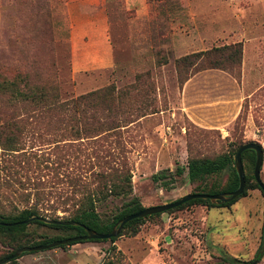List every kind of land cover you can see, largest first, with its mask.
Returning a JSON list of instances; mask_svg holds the SVG:
<instances>
[{"label": "rangeland", "instance_id": "rangeland-1", "mask_svg": "<svg viewBox=\"0 0 264 264\" xmlns=\"http://www.w3.org/2000/svg\"><path fill=\"white\" fill-rule=\"evenodd\" d=\"M103 7L113 65L72 76L73 39L80 44L89 25L83 14L100 18ZM236 42L242 45L237 69L209 68V60L218 59L215 54L191 66L176 64L187 54ZM197 73L201 84L186 94L185 83ZM18 75L45 89L49 98L43 105L56 94L59 101L97 89L111 94L82 103L81 125L74 110L45 113L42 104L9 103L0 94V108L13 112L21 135L20 150L0 148L1 213L33 207L67 217L85 194L122 175L130 176L131 192L97 201L102 218L118 212L131 197L144 207L163 205L196 191L198 183L187 177L189 159L213 158L247 142L264 150V0H0V80ZM220 97L227 102L216 101L214 108L232 100L239 106L231 120L219 123L215 118L213 127H201L184 111L185 103L200 105ZM75 128L84 130L82 137L100 134L77 139L71 131ZM244 163V172L250 173ZM177 167L184 168L182 175H174ZM162 171L173 178L167 187L163 184L169 177L152 179ZM226 178L224 174L220 181ZM260 178L264 183V155ZM263 214L264 195L248 189L227 206L192 204L147 217L137 234H121L113 243L55 247L64 250L60 257L49 255L54 248L43 249L17 262L231 264L236 259V264H246L256 260ZM26 230L37 240L61 229L33 223ZM11 250L0 240V256ZM33 254L44 259L29 260ZM256 264H264V254Z\"/></svg>", "mask_w": 264, "mask_h": 264}, {"label": "trees", "instance_id": "trees-1", "mask_svg": "<svg viewBox=\"0 0 264 264\" xmlns=\"http://www.w3.org/2000/svg\"><path fill=\"white\" fill-rule=\"evenodd\" d=\"M215 54L218 56V59L209 60V68L212 69H222L226 71V69H237L241 64V57H242V45L240 42L224 45L222 47H217L210 50L205 51H198L191 54H187L176 59V64L178 66H191L194 65L197 61L201 60H208L210 55ZM161 63H167V59L161 61ZM24 83L23 86L20 84ZM45 89L37 86H31L28 84L22 76H17L13 79H6L0 80V94L7 95L9 99V103L12 102H19V101H27L30 103L35 104H42L44 101L49 98L44 91ZM106 90V89H105ZM93 90L86 94H82L77 96L76 98L67 99L65 101H59V95L56 96L52 95L53 102L51 104H44L43 106L46 107L47 111L45 113H50L51 111H65L63 114H67L66 112L69 110H74L75 112V121L78 122L79 125L82 124L84 121V110L81 109L82 103L85 102L90 97H98L100 94H107L108 96L111 94L110 90ZM109 93V94H108ZM82 114V115H81ZM13 116V112L9 110H2L0 108V148L9 152H14L20 150V146L17 144L20 137L18 132V127L15 123ZM69 120H74L70 118ZM113 128V127H112ZM74 133L78 136L77 139H83L88 137L98 136L100 132L93 134L92 136H84V130L75 128ZM99 131V129H98ZM103 131V130H102ZM88 133V131H85ZM242 145V144H241ZM240 146V145H239ZM231 149L229 152H225L219 154L216 157L208 158H191L187 162L186 172L188 180L191 183H198L196 185V191L193 193H202V194H218L222 192H229L236 190L239 185L238 174L234 167V154L237 148ZM264 151V150H263ZM250 154V155H249ZM242 162L243 167L246 168V164L244 163L247 160L248 164L250 165V173L245 172V188L244 192L232 202L222 204L219 202L213 203L209 199H193L187 201L180 206L168 210V212H172L174 210L182 209L192 204H201L206 205L208 207L213 206H227L234 203L237 199L242 196L246 195V191L248 189H259L261 193L264 195V192L259 188L257 182L255 181L253 175V168L255 163V152L253 150H245L242 155ZM184 172V168L177 167L174 175H182ZM226 174L227 178L222 183L220 178L222 175ZM163 185L166 187L172 183V177L166 176V172L162 171L156 174H153L152 179L154 181H158L161 179H167ZM174 177V176H173ZM214 178L212 182L209 184V179ZM119 180L120 182H117ZM116 181L113 180H106L102 188L95 189L96 191L89 192L85 194L80 200H78L75 209L69 214L67 217L60 218L58 216H49L43 214L39 208H22V209H15L14 212L11 213H1L0 212V223H10L12 225H1L0 224V240L3 244H7L11 246V251L7 252L0 256V260L11 256L17 249L24 247V246H39V245H46L51 242L75 237V236H83L86 234L84 228L80 226L74 225H56V224H46L44 222L34 220L30 223H23L27 218L31 215L43 216L46 218H50L53 220H64V221H75L84 226L88 227L89 229L96 231L101 234H105L111 230V228L123 217L136 213L143 208L142 204L138 200L137 197H131L128 201H126L122 207L113 214L111 217L102 218L97 210L96 203L100 199H105L110 195L115 196H128L131 192V178L129 175L126 176H118ZM110 182V184H108ZM126 183V184H125ZM179 199V198H178ZM177 200V199H176ZM174 200V201H176ZM153 214L147 217H152ZM147 217L144 218H137L129 221L125 224L121 234H128L129 236H133L137 234L139 230L140 223ZM36 224L38 226H47L50 228L61 229L60 233L53 235V236H40V239L34 240L31 234L27 232V227L29 224ZM120 234V235H121ZM117 238L109 239L112 243ZM100 242V241H107V240H86V241H79V242H71L65 245H60L57 247L65 248L68 245H73L76 243L82 242ZM55 248V247H54ZM115 249V248H113ZM28 252H24L21 254L23 256ZM264 254V214H263V222L261 227V237H260V244L256 251V260H259L262 255ZM20 256V257H21ZM17 259H12L5 264H18ZM239 260L232 259L229 260L231 264H236ZM110 262H106L104 264H109Z\"/></svg>", "mask_w": 264, "mask_h": 264}, {"label": "crops", "instance_id": "crops-1", "mask_svg": "<svg viewBox=\"0 0 264 264\" xmlns=\"http://www.w3.org/2000/svg\"><path fill=\"white\" fill-rule=\"evenodd\" d=\"M92 3V2H91ZM102 5V4H101ZM104 7L102 8L101 12L99 13L100 18H93L90 16H93L91 14H83V16L89 18L88 22L89 25L87 26L86 30L83 31L80 37V44H76V40L73 39V52H72V61H71V73L72 76L76 74H80L81 72L85 71H94L97 69H104L111 67L113 65V47L109 41V37L107 36V14L104 12ZM87 36V39H84V37ZM222 70V69H219ZM224 72V70H222ZM200 74H195L193 77L189 78V80L185 83L184 89L186 91H189L190 87H193L192 89H196L197 86L201 84L199 82L200 80L198 78H201L202 76H198ZM244 79L245 75L243 73ZM219 78H223V76H219ZM219 79V81H221ZM218 81V80H217ZM218 81V82H219ZM195 83V84H194ZM194 84V85H193ZM196 85V86H195ZM218 85L216 83L217 88ZM233 92H236V88L233 85H231ZM214 86H212V89ZM238 88V87H237ZM189 89V90H188ZM189 94V92H188ZM216 95L218 92L215 93ZM213 97V96H212ZM215 97V96H214ZM230 98V97H229ZM235 98V97H233ZM220 101L222 103H225L223 97L217 98V100H214L211 103H203V104H196L194 103H185L184 104V111L187 114V116L197 125H200L201 127H213V125L216 123L215 118H218L219 123L225 122L226 120H231L235 115L238 113V104L235 102V100H232L233 102L230 104H219L218 107L214 108L212 106V103ZM199 105V106H198ZM220 109L218 111L217 116L212 115L213 110ZM213 124V125H212ZM64 252V250H58L57 248H54L49 252V255L60 257V253ZM42 258L43 256L39 255H32L29 257V260H33L36 258Z\"/></svg>", "mask_w": 264, "mask_h": 264}, {"label": "water", "instance_id": "water-1", "mask_svg": "<svg viewBox=\"0 0 264 264\" xmlns=\"http://www.w3.org/2000/svg\"><path fill=\"white\" fill-rule=\"evenodd\" d=\"M253 150L255 152V163H254V168H253V175L255 178V181L257 182L259 188L264 192V183L262 182L260 178V169L263 163V155L264 151L263 148L260 144L256 142H247L243 143L240 145L237 150L235 151L234 154V167L235 170L238 174V179H239V185L236 190L229 191V192H222L218 194H202V193H189L186 194L176 201L163 204V205H156V206H151V207H145L142 210L129 214L122 219H120L112 228L109 232L105 234L98 233L96 231H93L89 229L88 227L84 226L83 224H80L75 221H64V220H53L50 218H46L43 216H37V215H31L27 220H25L23 223H30L34 220H38L41 222H44L46 224H56V225H74V226H80L84 228L86 234L83 236H75V237H70V238H65L61 240H57L54 242H51L46 245H39V246H24L19 249H17L11 256L6 257L2 260H0V264H5L9 262L12 259L19 258L22 253L24 252H34V251H39L43 249H49V248H54L60 245H65L71 242H79V241H86V240H109L111 238L117 237L121 234L124 226L126 223L133 219L137 218H144L153 214H161L163 212H166L170 209L176 208L180 206L181 204L193 200V199H209L213 203L219 202L222 204H226L229 202H232L236 198H238L243 192L245 188V172H244V167H243V162H242V153L245 150ZM1 225H12L10 223H0ZM257 260H254L250 263L246 264H256Z\"/></svg>", "mask_w": 264, "mask_h": 264}]
</instances>
